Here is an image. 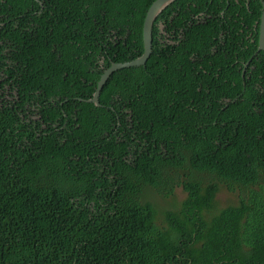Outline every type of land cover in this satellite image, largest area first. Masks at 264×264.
<instances>
[{
	"label": "trees",
	"instance_id": "1",
	"mask_svg": "<svg viewBox=\"0 0 264 264\" xmlns=\"http://www.w3.org/2000/svg\"><path fill=\"white\" fill-rule=\"evenodd\" d=\"M38 1L0 0V69L14 80L0 107V264H264V53L245 87L237 74L207 92L189 57L216 59L225 21L193 26L164 70L157 26L221 6L252 29L260 1H174L145 66L114 72L99 107L76 99H91L111 63L141 56L155 0ZM246 44L244 61L256 51ZM177 187L187 198L159 226L143 195ZM221 187L239 203L206 219Z\"/></svg>",
	"mask_w": 264,
	"mask_h": 264
},
{
	"label": "flooded vegetation",
	"instance_id": "2",
	"mask_svg": "<svg viewBox=\"0 0 264 264\" xmlns=\"http://www.w3.org/2000/svg\"><path fill=\"white\" fill-rule=\"evenodd\" d=\"M235 3L239 4V1L245 2L246 6L248 5L249 0H233ZM220 3H222L220 1ZM228 1L226 0V5ZM221 6H217L214 9L206 10V12H197L196 14L189 11L181 18L183 20L182 24L171 25L169 29L165 21H160L157 26L159 29V42L164 44L163 47H169L167 54L166 62L160 68L162 70L168 68V64L172 63V57H175L176 49L193 40L191 33L188 31L193 27H200L203 24L205 19H211L212 16L218 23L225 21L221 30L215 33L212 48L214 52H219V55L214 59V55L208 57H197L194 58L195 54H192L190 58L189 71L193 73L196 77H199L203 80V84L200 85V89L205 87L206 91L209 92L214 85H225L226 87L230 84H233L235 75H240L242 80V85L245 87V81L249 80L250 70L253 69L251 66V60L257 55V46H258V31L259 26L258 22L253 25L252 29H249V26L246 24L247 16L239 19L240 13H235L232 15L231 12H227V7L221 10ZM241 11V9H239ZM209 12V14H207ZM179 17V14L173 12L171 14V19H176ZM257 39H253L252 36H256ZM235 33V37L231 38L230 33ZM199 34H197L198 36ZM164 36V39L160 38ZM250 39V43L255 44L256 51L246 60H243L241 51L244 50L245 53L249 52V46L246 44L247 40ZM264 53V52H263ZM103 64V58L100 59L99 65ZM1 68V66H0ZM177 71L187 70L182 66L174 67ZM206 79V80H205ZM14 81L3 70L0 69V107L2 104H6L11 98L9 97L11 90L10 86L7 83ZM17 81V80H16ZM199 89V90H200ZM228 100L222 99L218 101L217 104L227 103ZM29 108V106H27ZM35 115V114H34ZM36 117H34L35 119Z\"/></svg>",
	"mask_w": 264,
	"mask_h": 264
},
{
	"label": "water",
	"instance_id": "3",
	"mask_svg": "<svg viewBox=\"0 0 264 264\" xmlns=\"http://www.w3.org/2000/svg\"><path fill=\"white\" fill-rule=\"evenodd\" d=\"M39 3L40 6L42 4ZM176 0H155L148 8L145 18L142 25V46H143V53L140 57L125 63H111L109 68L106 69L103 74L100 76V79L97 83L96 90L93 93L91 99L88 100H81L78 99V102L94 104L96 107H99V96L100 92L103 89L104 84L109 79V77L114 73L122 69H129V68H137L141 66H145L147 60L149 59L152 53V28L156 18L159 14L171 3ZM261 3V15L260 20L258 22L259 31H258V46L257 52H264V2L263 0H258Z\"/></svg>",
	"mask_w": 264,
	"mask_h": 264
},
{
	"label": "rangeland",
	"instance_id": "4",
	"mask_svg": "<svg viewBox=\"0 0 264 264\" xmlns=\"http://www.w3.org/2000/svg\"><path fill=\"white\" fill-rule=\"evenodd\" d=\"M145 201L153 204L155 207L156 214V224L165 227L163 213L165 211H172L178 213L181 204L186 200L187 194L183 191L182 187H177L174 189V193L169 198H163L156 195L151 189H147L143 195ZM215 204L213 209L209 212H204V217L209 219L213 215L217 214L221 209L228 206H235L239 203V198L237 193H230L225 188H220L216 197L214 198Z\"/></svg>",
	"mask_w": 264,
	"mask_h": 264
},
{
	"label": "clouds",
	"instance_id": "5",
	"mask_svg": "<svg viewBox=\"0 0 264 264\" xmlns=\"http://www.w3.org/2000/svg\"><path fill=\"white\" fill-rule=\"evenodd\" d=\"M152 41H153V39H152ZM108 68H109V67H108ZM108 68H107V69H108ZM104 71H105V70H104ZM102 74H103V73H102ZM102 74H101V75H102ZM106 82H107V81H106ZM78 99H80V98H78ZM78 99H76V100L78 101ZM221 188H222V187H221ZM223 188H224V187H223ZM217 193H218V192H217Z\"/></svg>",
	"mask_w": 264,
	"mask_h": 264
}]
</instances>
